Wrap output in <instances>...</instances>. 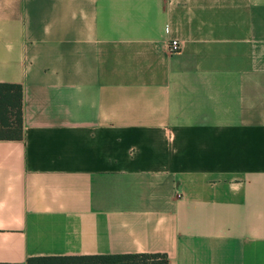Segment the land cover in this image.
I'll return each instance as SVG.
<instances>
[{"label":"crops","instance_id":"crops-1","mask_svg":"<svg viewBox=\"0 0 264 264\" xmlns=\"http://www.w3.org/2000/svg\"><path fill=\"white\" fill-rule=\"evenodd\" d=\"M0 83V263L264 264V0H0Z\"/></svg>","mask_w":264,"mask_h":264},{"label":"trees","instance_id":"trees-1","mask_svg":"<svg viewBox=\"0 0 264 264\" xmlns=\"http://www.w3.org/2000/svg\"><path fill=\"white\" fill-rule=\"evenodd\" d=\"M21 86L0 83V139L21 138ZM0 264H168L160 253L107 254L81 256H35L24 263Z\"/></svg>","mask_w":264,"mask_h":264},{"label":"built area","instance_id":"built-area-1","mask_svg":"<svg viewBox=\"0 0 264 264\" xmlns=\"http://www.w3.org/2000/svg\"><path fill=\"white\" fill-rule=\"evenodd\" d=\"M178 49L177 43L175 40H170L167 45V50L173 52Z\"/></svg>","mask_w":264,"mask_h":264}]
</instances>
